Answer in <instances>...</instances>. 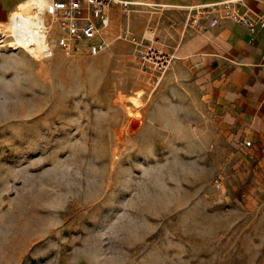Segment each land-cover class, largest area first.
I'll return each instance as SVG.
<instances>
[{"label":"rangeland","instance_id":"1","mask_svg":"<svg viewBox=\"0 0 264 264\" xmlns=\"http://www.w3.org/2000/svg\"><path fill=\"white\" fill-rule=\"evenodd\" d=\"M154 10L120 6L99 54L0 46V264H264V144L221 140Z\"/></svg>","mask_w":264,"mask_h":264},{"label":"crops","instance_id":"2","mask_svg":"<svg viewBox=\"0 0 264 264\" xmlns=\"http://www.w3.org/2000/svg\"><path fill=\"white\" fill-rule=\"evenodd\" d=\"M21 1L0 0V19ZM120 1L114 2L108 12L109 26L114 11L120 6L125 8ZM127 1L128 6L153 5V16L165 12L166 30L160 29L159 20L152 28L156 35L165 34L167 47L180 63L196 66L207 80L206 90L215 101L221 140L237 139L243 148H257L255 139L264 144V28L253 32L245 23L226 15L223 2L227 0ZM234 1L242 12L264 14V0ZM154 41L157 45L161 42L155 37ZM249 133L255 139L247 136ZM244 135L253 139V146L243 145Z\"/></svg>","mask_w":264,"mask_h":264},{"label":"built area","instance_id":"3","mask_svg":"<svg viewBox=\"0 0 264 264\" xmlns=\"http://www.w3.org/2000/svg\"><path fill=\"white\" fill-rule=\"evenodd\" d=\"M116 1L118 0H51L45 12L50 46L47 57L54 55L58 46L72 50L80 43H86L92 54H99L107 49L109 46L107 28L110 22L108 12ZM120 2L125 7L130 4L127 0ZM223 6L226 15L245 23L253 32L258 28H264V14L242 12L234 0L223 2ZM145 59L146 61L154 59L155 64L163 69L173 60V56L150 46ZM243 145L253 146L254 141L246 138Z\"/></svg>","mask_w":264,"mask_h":264},{"label":"bare ground","instance_id":"4","mask_svg":"<svg viewBox=\"0 0 264 264\" xmlns=\"http://www.w3.org/2000/svg\"><path fill=\"white\" fill-rule=\"evenodd\" d=\"M50 2L51 0H23L5 18H1L0 46L8 44L16 50L24 49L39 59L47 57L50 46L45 12ZM143 94L144 91L140 90L137 95L130 96L137 106L142 105L140 98Z\"/></svg>","mask_w":264,"mask_h":264}]
</instances>
